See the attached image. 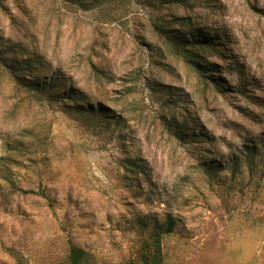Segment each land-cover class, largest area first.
I'll return each instance as SVG.
<instances>
[{
	"label": "rangeland",
	"instance_id": "374dc122",
	"mask_svg": "<svg viewBox=\"0 0 264 264\" xmlns=\"http://www.w3.org/2000/svg\"><path fill=\"white\" fill-rule=\"evenodd\" d=\"M24 1H9L15 22L0 10V264H69L70 242L89 264H140L167 216L162 264H264V148L251 167L237 158L264 140V0ZM178 19L219 36L223 55L199 54L224 95L162 33ZM10 60L120 125L24 89Z\"/></svg>",
	"mask_w": 264,
	"mask_h": 264
},
{
	"label": "trees",
	"instance_id": "16d2710c",
	"mask_svg": "<svg viewBox=\"0 0 264 264\" xmlns=\"http://www.w3.org/2000/svg\"><path fill=\"white\" fill-rule=\"evenodd\" d=\"M9 1L14 8L20 10L22 13L26 12V6L24 0H0V10L5 12L10 19L15 22V17L9 7ZM116 0H62L65 5L75 7L83 12L92 11L95 8L101 7L104 4L111 3ZM175 2L181 0H173ZM175 28H161L162 33L172 43L179 55H183V59L188 63L194 71L204 79L205 84L213 86L220 94L224 95L226 91L225 85L222 83L221 72H217L218 66L214 63H208L204 60L199 51H208L213 54L223 55L221 48V40L218 35H211L208 32L200 30H186V28L192 27L190 22L185 19H178ZM5 66L12 70L18 84L24 89L41 95H48L56 102H61L62 107L67 110L75 109L79 115L85 117V121L88 123L97 124L107 122L105 127L113 125H120L122 118L112 116L109 114V110L101 107L99 104H90L82 102L88 101L87 96L80 90L74 89L72 86H68L66 82L56 81L51 79L46 82H39L37 80L27 79L24 76L18 74V72L25 70L30 72L29 68L35 67L33 61H23L22 63L17 60L5 61ZM217 73V74H216ZM216 75H219L218 77ZM216 77V78H215ZM228 87V86H227ZM96 124V125H97ZM182 129L174 130V135L185 141L188 134H182ZM264 148V140L260 142L257 140L252 141L251 144H247L241 147V154H237V158L246 160L251 167L255 163V159H252L258 152ZM235 163V160H232ZM132 167H138L135 163H130ZM142 167V166H139ZM210 169H214L212 166ZM235 168L238 169L239 165L236 163ZM253 169V168H252ZM144 173V168L140 169ZM176 228V221L172 216H167L166 220L159 223L149 233L148 238L144 241L143 250L141 253L140 264H162L163 263V251L162 240L165 236L171 235ZM69 264H89L91 261V255L84 249L76 246L70 242ZM135 264V263H131Z\"/></svg>",
	"mask_w": 264,
	"mask_h": 264
}]
</instances>
